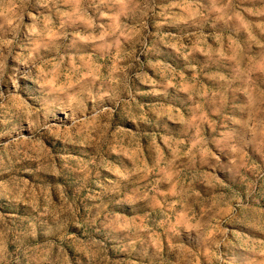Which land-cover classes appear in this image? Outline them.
<instances>
[{"label":"clouds","instance_id":"1","mask_svg":"<svg viewBox=\"0 0 264 264\" xmlns=\"http://www.w3.org/2000/svg\"><path fill=\"white\" fill-rule=\"evenodd\" d=\"M260 18L264 0H0V83L9 59L16 65L9 77L13 91H0V111L14 114L30 133L0 131V139L8 137L0 144V174L24 161L36 171L52 163L45 133L63 143L106 145L131 163L121 168L102 157L99 164L89 162L99 191L81 197L93 176L89 163L80 162L81 188L69 197L58 186L59 204L48 188L38 195L35 185L16 176L0 181V195L29 209L19 222L0 215V264H264ZM150 20L155 32L147 31ZM169 21L190 26L199 42L166 43L161 29ZM240 32L249 48L256 46L254 54L233 40ZM158 44L178 55L182 66L164 60ZM197 52L206 64L229 61L230 76L203 73L193 62ZM202 74L213 86L203 83ZM24 79L37 87L29 100L19 92ZM136 85L147 91H134ZM170 93L183 95L184 106L136 99L166 101ZM117 108L138 126H175V135H148L151 164L139 136V151L131 156L120 130L110 133V123L100 124ZM56 111L65 114L66 124L53 118ZM82 132L87 135L79 139ZM100 168L112 178L101 179ZM108 243L124 258L110 257Z\"/></svg>","mask_w":264,"mask_h":264},{"label":"rangeland","instance_id":"2","mask_svg":"<svg viewBox=\"0 0 264 264\" xmlns=\"http://www.w3.org/2000/svg\"><path fill=\"white\" fill-rule=\"evenodd\" d=\"M167 3V0H164ZM156 19H163L162 17H157ZM256 20L257 18H252ZM264 19V18H260ZM154 21H149V28L147 31L155 32ZM255 31V30H254ZM162 38H166V43L180 41L184 45L189 47H194L199 41L197 38V34L193 33V30L190 26L185 25L182 22L174 23L169 21V23L165 24L161 29ZM220 34L227 35V30L221 29ZM261 42H264V35H260L258 32L256 33ZM204 36L209 37L208 43H213L210 36L211 32L208 28V25L204 26ZM232 38L234 41L238 42L241 47H243L249 55H252L256 52V46L253 45L251 48L248 47L246 43V36L243 32L233 33ZM152 37L149 36V42L151 43ZM160 48L162 58L166 60L169 64L174 67H181L183 62L179 58L178 55L172 53L167 48L163 47L162 44L157 45ZM215 47V45H213ZM128 47V45H125ZM139 47V46H137ZM226 51H228L226 49ZM41 54L44 55V51H41ZM143 59V57H141ZM193 62L197 65L198 68L202 69L203 73H208L212 75H221V76H230L229 73V61L220 60L218 62H208L205 63L203 57L197 52L193 55ZM16 67L11 59H9L7 63V69L5 72V76L3 82L0 83V91H4L7 95L9 92L13 91L11 83H9V77L12 76V70ZM152 74V73H150ZM189 75H191L189 73ZM201 80L204 84L209 87L213 86L212 83L206 78L205 75H201ZM135 88H140L142 91H147L146 88L142 86L136 85ZM20 95L25 99L29 100L30 97L34 96L37 92L36 85L28 79H24L20 81L19 87ZM136 99L143 104H156V103H172L175 106H184V96L176 95L174 93H170L168 100H163L161 97H155L152 95H137ZM233 97L231 92L228 94V102L232 103ZM91 105V102H89ZM107 103V102H105ZM89 111L91 112V106L89 107ZM56 121L67 123L65 119V114L61 111H56L53 117ZM216 119L215 117H212ZM0 121H4L5 123L0 124V131H7L12 137H16L17 133L23 131L25 136L30 135L26 126L22 125L21 121L16 119L15 115L12 113L0 111ZM110 123V133H116V130L120 131L117 133L118 136L122 138L123 146L130 153L131 156H135L139 151L136 141L134 139L135 136H139V143L143 147L144 157L147 159L148 163H152L153 152L149 150V138L148 135L153 132H159L162 135H175V126L169 124L168 128L165 129L163 126L160 128H156L155 125H145L143 123L139 124V126L134 123L128 116L122 111V109L117 108L111 115L110 121L106 117H101L100 124ZM87 134L82 132L79 139H83ZM96 135V133H93ZM8 137H4L0 139V144L6 142ZM44 145L50 150L52 163L46 164L41 171H36V165L34 163L24 161L21 164H17L12 172L2 173L0 174V181H8L11 176H16L23 180H26L30 185H35L38 190L40 188H48L51 191V198L56 203H60V197L58 196L59 188L58 186H62V188L66 191L67 195L70 197L73 193L81 188L83 178L82 173L78 171L80 162L89 163L93 160L99 164L101 162V157L105 163L110 165H115L117 167H131L130 160L123 155H118L115 152H112L108 149L106 145L97 146L95 142H73V143H63L60 140L55 139L53 136H49L45 133L42 136ZM160 147L165 150V153H168L167 147L164 145L162 141H159ZM219 154V153H218ZM249 155L254 159L258 160V156L256 153L249 151ZM223 159V157H221ZM89 166L92 168V176L93 179L89 181L86 188H83L80 191V196L84 197L88 195L89 189L93 191H99L96 186V183L93 182L95 179L96 167L89 163ZM25 169H31V171H26ZM101 174V179L104 177L112 178L111 174L106 172L103 168L99 169ZM41 203H43V197H40ZM88 204L87 200H84L80 206V214L83 218L86 215L84 205ZM261 204L264 205V195L261 196ZM29 209L25 208L23 205L17 206L9 201V199L0 195V215H4L6 218L13 217L19 219L24 217ZM124 211H128L124 209ZM70 231L75 232L79 235V232L70 228ZM109 248V256L113 259H123L124 257L118 253L112 251V244L108 243ZM11 250V248H10ZM139 250V249H138ZM69 257L75 261L76 253L72 248L67 249Z\"/></svg>","mask_w":264,"mask_h":264}]
</instances>
